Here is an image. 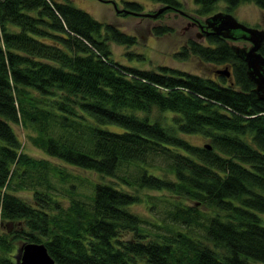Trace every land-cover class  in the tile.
I'll return each mask as SVG.
<instances>
[{"label":"trees","instance_id":"1","mask_svg":"<svg viewBox=\"0 0 264 264\" xmlns=\"http://www.w3.org/2000/svg\"><path fill=\"white\" fill-rule=\"evenodd\" d=\"M149 1L169 5L163 12L181 2ZM192 1L207 16L218 0ZM222 1L235 8L242 0ZM250 1L264 8V0ZM121 2L141 11L136 1ZM169 30L158 24L150 32ZM203 34L205 42L188 38L178 55L226 65L229 79L215 70L213 77L122 65L108 43L132 46L135 37L69 0H0V264H12L17 240L42 242L54 264L264 263V98L232 39L207 27ZM258 51L264 55V44ZM14 126L43 153L99 174L88 202L60 204L46 172L66 174L25 153ZM142 188L175 197L165 217L201 231L130 210ZM146 199L150 211L169 201Z\"/></svg>","mask_w":264,"mask_h":264},{"label":"rangeland","instance_id":"2","mask_svg":"<svg viewBox=\"0 0 264 264\" xmlns=\"http://www.w3.org/2000/svg\"><path fill=\"white\" fill-rule=\"evenodd\" d=\"M121 1L123 0H69L70 4H73L76 8H81L87 11V14H91L99 22L113 24L119 29V31H123L124 33L135 37L136 41L132 46H122L120 44H115L114 42L108 43L112 51V58L120 61L122 65H135L142 69L149 68L152 70H155L159 65H163L173 67V69L182 70L186 73L194 72L195 74L198 73L213 77L216 75L213 70H216V68L223 69L226 66L222 64L215 66V64L213 65L209 62L206 63L205 61H199L198 58L191 54H189L186 59H183L180 55H178L177 51L181 49V46L185 44V40L188 38L205 42L203 34L205 30H199L196 20L199 21V24H201V22L204 24V18L206 16H202L196 12V9L194 8L197 5L193 3L192 0H180V7L178 9H169L165 12L162 11L163 13L160 11V15L157 13L153 18L142 13H153L155 9L163 7L160 3L149 0H132L139 3L141 11H132L131 13V11L124 8ZM167 7L169 6H165V8ZM216 11H223L225 13L227 11L236 21L243 23L245 26L256 27V29L264 30V8L255 6L254 2L250 0H242L235 6V8L226 7L222 0H218L215 2L210 14L215 13ZM158 24L168 25L171 27V30L162 35L152 34V32H150L151 29L153 26ZM228 41L236 46L243 45L248 47L250 44L249 41L241 38L238 40L232 39ZM126 52H130V54L127 55L125 54ZM226 68L228 69V66H226ZM14 128L21 140L20 143L23 144V150L25 153L29 154L32 158L46 159L48 163L58 169H61L62 173L66 174L64 179H61L57 175L54 176L53 174L46 172L49 181L48 183L51 184L50 191H52L56 197L62 199L60 204L66 207L70 197L75 198V200H83L85 203L88 202V197L92 191V183L98 182V180L101 179L99 174H95L94 171L74 167L71 164L62 162V160H59L56 157L53 158L52 156L43 153L40 148L30 143L27 135L23 136L19 126H14ZM56 129L59 128L55 127L53 131H56ZM184 136H186L189 141L196 143L197 145H201L204 141L203 138L198 137L196 134ZM153 158L154 159H149L150 163L157 164L158 167L164 166V162L161 159L156 157ZM157 166L151 165L149 170L160 173L158 168H156ZM119 186L128 192L134 191L131 188L128 189L126 185L118 184V187ZM17 194L22 196L24 199L26 198L29 201L31 200V193L29 191L23 192L20 190ZM139 194L141 200L139 202L132 203L130 205V210L139 213L141 217L148 219L150 222H158L162 226H170L173 230H185L192 235L201 231L200 227L195 224L192 226L189 225L190 228H188L179 221L172 223L167 217H165V209H171L172 205H170V202H172L173 199H176L175 197H170L168 192H158L156 190L142 188L140 189ZM147 195H157L160 199L164 197L169 199V201H157L156 207L150 211L147 206ZM183 201L186 202V199ZM199 209L201 212L207 210V208L203 209L200 207ZM201 215H203V213ZM258 215H260L261 222L264 223V213H260ZM19 243V240L14 242L15 249ZM11 259H13L12 264H15V259L13 257ZM251 264L264 263L251 261Z\"/></svg>","mask_w":264,"mask_h":264},{"label":"water","instance_id":"3","mask_svg":"<svg viewBox=\"0 0 264 264\" xmlns=\"http://www.w3.org/2000/svg\"><path fill=\"white\" fill-rule=\"evenodd\" d=\"M165 6L155 9L153 13L145 12L142 14L154 17ZM204 25L215 35L224 38H241L249 41V46L231 45V49L236 56L240 57L245 63L248 80L253 83V91L258 99L264 98V56L258 51L259 46L264 44V30L256 27L245 26L243 23L236 21L229 12L216 11L204 18ZM222 73L229 76L226 66L223 69L216 70V73ZM207 145V144H206ZM42 242L27 241L20 243L16 248L15 264H54V260L46 251Z\"/></svg>","mask_w":264,"mask_h":264},{"label":"flooded vegetation","instance_id":"4","mask_svg":"<svg viewBox=\"0 0 264 264\" xmlns=\"http://www.w3.org/2000/svg\"><path fill=\"white\" fill-rule=\"evenodd\" d=\"M196 24H197V26L199 27V30H203V31L205 30L204 28H206V27H205V25H204L202 22H201V24H199V23H196ZM207 28H208V27H207ZM223 67H224V66H223ZM218 69H219V68H218ZM218 69L216 68V70H218ZM216 70H215V71H216ZM229 75H230V73H229ZM225 76H226V75H225ZM229 77H230V76H226V78H228V79H229Z\"/></svg>","mask_w":264,"mask_h":264},{"label":"bare ground","instance_id":"5","mask_svg":"<svg viewBox=\"0 0 264 264\" xmlns=\"http://www.w3.org/2000/svg\"><path fill=\"white\" fill-rule=\"evenodd\" d=\"M264 56V55H263Z\"/></svg>","mask_w":264,"mask_h":264}]
</instances>
